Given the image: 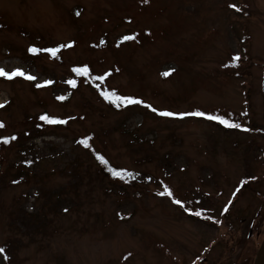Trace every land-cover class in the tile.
Wrapping results in <instances>:
<instances>
[{"label": "rangeland", "instance_id": "1", "mask_svg": "<svg viewBox=\"0 0 264 264\" xmlns=\"http://www.w3.org/2000/svg\"><path fill=\"white\" fill-rule=\"evenodd\" d=\"M69 42L55 58L27 51ZM84 65L88 83L71 71ZM16 67L37 79L0 77V137L11 141L0 162V264H255L264 0H0V68ZM44 80L53 83L36 86ZM102 90L158 111L112 106ZM159 110L224 115L248 130ZM93 148L130 178L99 173ZM241 181L251 183L237 191ZM165 186L172 197L159 195Z\"/></svg>", "mask_w": 264, "mask_h": 264}, {"label": "snow or ice", "instance_id": "2", "mask_svg": "<svg viewBox=\"0 0 264 264\" xmlns=\"http://www.w3.org/2000/svg\"><path fill=\"white\" fill-rule=\"evenodd\" d=\"M230 7L232 8H236V5H230ZM77 15H79V13H77ZM133 36H129V35H125L121 37V40H129V39H133ZM103 42V41H102ZM72 42H69L67 44H59L53 47H47V48H39L36 46H29L27 51L31 54H38L40 52H44L49 54L51 57H58V53L60 52V50L62 48H67L71 46ZM239 59V55L237 54L235 57H233L232 63L235 64L236 61H238ZM72 71L77 75V76H82V77H88L90 75V70L88 68L87 65L84 66H80V67H74L72 69ZM109 73H104L102 75H98L96 76L94 79L99 80V81H103L105 79V77L108 75ZM163 75L167 76L169 73L168 71L162 73ZM0 77L6 78V79H13L15 77H21L24 78L26 80L29 81H36V77L31 75L30 73H27L24 71L23 68L21 67H16L13 68L11 71H7L4 68H0ZM53 81L51 80H44L42 82V84L37 83V87H41V86H46V85H50L52 84ZM67 83L69 85H71L73 88H75L77 86V81L75 79H69L67 81ZM97 87L99 88V85H97ZM100 95L103 97L104 100L108 101L109 103L115 105L116 107H121V106H127L130 104H144L147 108H150L153 112H157L158 110L156 108H154L151 104H146L143 100L137 98V97H133V96H127V95H120L118 94L115 90H102L100 91ZM65 97L64 96H59L57 97V99L63 100ZM4 103H7V101H5ZM3 105L0 104V107H2ZM159 115L161 116H165V117H183L186 115H192V116H198V117H204L208 120H212V121H217L219 124L224 125L226 127H234V128H243V126L240 123H237L235 121H232L228 118H226V116L224 115H219V114H213V113H206L203 111H194L191 113H176V112H172V111H168V110H159L158 112ZM39 119L41 121H45L47 123H64L65 121L59 119L58 117L55 116H50L48 114H41L39 116ZM3 124L0 123V127H2ZM243 130L247 131V128H243ZM11 139H16L15 136H12ZM90 138L89 137H85L83 138L80 143L84 145V147L86 148H90L91 145L88 143V140ZM0 141H2L3 143H8L9 142V137H0ZM96 159L103 165H105L108 168V171L111 173V175L115 178H119L121 180L124 179V177L127 176H131L132 174L130 172H126L124 169H117L115 167H111L108 166V161L104 158V156H102L99 153H96ZM30 163V161H29ZM245 183L244 181H241V184ZM237 191H239V189H237ZM159 195H167L169 197H172V191L165 186L164 187V191L159 193ZM233 196L236 195L235 192H233L232 194ZM174 203L176 204H182V202L178 199H174ZM229 203H231V201H229ZM227 210V205H225V211ZM195 215L200 216L201 212L197 211L195 212ZM208 219H212V217H208ZM217 223H219V221H216ZM4 252V248L0 247V253ZM7 257H5L6 259Z\"/></svg>", "mask_w": 264, "mask_h": 264}, {"label": "trees", "instance_id": "3", "mask_svg": "<svg viewBox=\"0 0 264 264\" xmlns=\"http://www.w3.org/2000/svg\"><path fill=\"white\" fill-rule=\"evenodd\" d=\"M74 67H72L71 68V71H72V69H73ZM72 73H73V75L74 76H76V77H80L81 79H82V81H85V83H88L89 82V76L88 77H82V76H77L73 71H72ZM71 79V78H70ZM110 105H112L111 103H109ZM113 106V105H112ZM41 121V120H40ZM41 122H43V121H41ZM43 123H45V122H43ZM209 123V122H208ZM210 123L212 124V125H215V126H217V127H220V128H222V129H224V130H227L226 128H224V126L223 125H219L217 122H212V121H210ZM81 140H79V142H80ZM10 143H11V141H10V139H9V142L8 143H3L2 141H0V162L1 161H3V156H2V153L3 152H5L6 150H8V148L10 147ZM88 143H89V141H88ZM82 146H83V144H81ZM93 151H90V153L94 156V159H95V161L98 163V165H100L99 166V173H101L104 177H107L108 179H110V180H112V181H116V180H118V181H125V180H127V178H130V176H125L124 177V179L123 180H121V179H119V178H115V177H113L112 175H111V173L108 171V168L105 166V165H103V164H101L97 159H96V153H98L96 150H94V148L92 149ZM108 166H110V163L108 162ZM252 182H253V180H252ZM245 183H248V184H250L249 182H245ZM242 187H244V185L242 184L241 185V187H239V191H242ZM236 193H238V192H236Z\"/></svg>", "mask_w": 264, "mask_h": 264}, {"label": "water", "instance_id": "4", "mask_svg": "<svg viewBox=\"0 0 264 264\" xmlns=\"http://www.w3.org/2000/svg\"><path fill=\"white\" fill-rule=\"evenodd\" d=\"M262 80H263L262 91H263V95H264V72H263ZM262 241L263 242L261 243V245L259 247L257 257H256V259L254 261L255 264H264V239Z\"/></svg>", "mask_w": 264, "mask_h": 264}, {"label": "bare ground", "instance_id": "5", "mask_svg": "<svg viewBox=\"0 0 264 264\" xmlns=\"http://www.w3.org/2000/svg\"><path fill=\"white\" fill-rule=\"evenodd\" d=\"M262 87H263V81H262ZM263 97H264V95H263ZM205 120H206V122H209L210 123V121H212V120H208V119H206V118H204ZM212 122H217V121H212ZM218 123V122H217ZM219 124V123H218ZM219 125H221V124H219ZM224 126V125H223ZM224 128H226V129H230V128H228V127H225L224 126ZM244 128V127H243Z\"/></svg>", "mask_w": 264, "mask_h": 264}]
</instances>
